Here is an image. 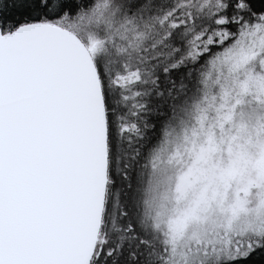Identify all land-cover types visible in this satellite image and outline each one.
<instances>
[{"label": "snow or ice", "instance_id": "1", "mask_svg": "<svg viewBox=\"0 0 264 264\" xmlns=\"http://www.w3.org/2000/svg\"><path fill=\"white\" fill-rule=\"evenodd\" d=\"M0 264H264V0H0Z\"/></svg>", "mask_w": 264, "mask_h": 264}]
</instances>
